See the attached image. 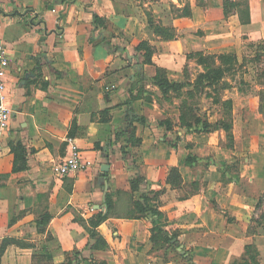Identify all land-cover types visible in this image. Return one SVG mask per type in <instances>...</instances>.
<instances>
[{
	"label": "crops",
	"instance_id": "1",
	"mask_svg": "<svg viewBox=\"0 0 264 264\" xmlns=\"http://www.w3.org/2000/svg\"><path fill=\"white\" fill-rule=\"evenodd\" d=\"M248 2L250 22L241 24L235 9L225 15L223 0H0V40L9 57L2 102L11 110L9 129L0 136V241L29 244L25 249L9 245L0 264H35L33 255H51L60 264L74 251L82 258L78 264H186L181 255L187 253L194 264H232L242 260L247 244L256 246L264 264L259 156L248 160L246 178L230 179V172L223 177L216 165L217 150L224 148L221 132L216 143L185 129L172 135L178 112L174 117L169 104L158 105L159 89L151 84H146L151 100L144 94L132 103L146 118L143 125L133 122L140 144H130L123 157V137L114 139L130 122L122 103L139 76L152 77L159 67L171 81L182 82L185 68L190 73L191 66L198 67L190 53L237 54L246 43L264 40V0ZM166 3L177 9L187 5L189 15L172 14ZM95 14L104 24H94ZM149 16L174 27L177 36L163 40L153 34ZM144 39L154 50L152 64H142L135 50ZM162 120L170 129L160 125ZM68 138L86 166L58 176L53 167L67 158ZM18 140L28 150V168L13 172L8 144ZM189 154L199 158L192 165L186 163ZM103 164L109 165L104 182ZM172 167L180 185L167 180ZM137 174L144 180L132 191ZM140 192L161 211L164 229L177 234L175 254L151 241L149 218L130 216L138 214L134 202ZM99 212L107 217L96 231L107 247L92 249L87 220ZM42 221L43 231L37 227Z\"/></svg>",
	"mask_w": 264,
	"mask_h": 264
},
{
	"label": "trees",
	"instance_id": "2",
	"mask_svg": "<svg viewBox=\"0 0 264 264\" xmlns=\"http://www.w3.org/2000/svg\"><path fill=\"white\" fill-rule=\"evenodd\" d=\"M223 9L225 15L230 12V9H235L241 24H248L250 22L249 16V2L248 0H223ZM179 13L178 16H187L189 15V8L185 5L182 9H177ZM94 24L97 26L99 23L104 24V20L101 19L98 15L93 16ZM149 26L152 29L153 34L159 36L163 40H171L177 36L175 28L172 26H165L159 22H156L152 16L148 17ZM106 36V35H105ZM113 36L112 34L108 35ZM94 38L90 37V42H93ZM249 46H255L259 49L256 51L252 58L248 60L251 62L253 66H255L256 71L255 75L260 80L263 78V81H260L261 86L264 88V40L256 42H248ZM118 48L115 47V50ZM135 50L141 54L142 56V64H152V55H153V47L150 45L149 41L144 39L140 41ZM188 58H193L196 61V64L199 65L202 70L199 71L193 80L187 79L182 82H174L168 79L166 72L163 68L156 67L155 74L152 77H143L139 76L130 86L129 88V97L122 103V105L127 106L128 115L127 120H129V124L115 131L114 139L115 141H119L121 137H123V144L121 145V153L123 157L128 153L127 147L130 146H138L141 142V139L136 137V129L133 125V122H138L139 124H144L146 118L143 115H137L132 108V103L140 99L142 95L146 94L145 99L148 101L151 100L152 92L146 89V84H151L156 86L159 91L167 96L170 93H176L178 95H187V97H192L194 92L204 94L206 98H209L213 101V103H220L226 110V115L231 114L232 100L230 98L222 99L221 92L226 90L227 81H225V77L236 72L237 66H242L243 63H238V56L235 53H225V54H204L202 52L190 53ZM187 72V68H185V73ZM261 95V105L259 106L260 112L264 116V92L259 91ZM184 104V101H183ZM190 111V109H189ZM186 110H181L179 121L180 126L185 128L186 133H209L215 129H224L226 132L227 139L230 141L232 139V134L230 132L229 123H224L220 121H215L214 123L209 122L207 119H202L198 115L191 114L188 118L186 117ZM160 125L166 126V129H170V125L168 120H162ZM9 149L11 153H13L14 161H13V172L24 171L28 168L27 164V154L28 150L25 145L21 141L17 142H9ZM175 147V145H171ZM199 158L195 155H188L186 157V163L189 165L193 164V161H197ZM222 173V176L226 175L229 177L228 167L224 165H220L218 167ZM6 177V175H3ZM235 176L231 175V178ZM144 178L141 175H138L130 181L131 190L139 191V186ZM168 182L172 185H180L181 177L176 167H172L169 170ZM149 196L145 192H140L139 199L134 202L135 209L138 211V214H131L130 216L135 218L146 217L149 218L153 226L151 228V241L156 245H167L168 248L172 250H176L177 248V234L174 231H169L164 229L161 225L162 213L157 207H151L149 205ZM107 205L110 208L111 201L107 197L106 199ZM107 215L102 212L97 213L93 217L89 218L87 221L88 225L86 229L88 231L89 237L94 240L92 245V249H103L107 247V243L103 237H101L96 228L101 224ZM46 226V222L42 221L37 224L39 230L43 231ZM22 241L13 239V238H4L0 241L1 247L3 249L4 246L10 243L21 244ZM185 254V253H184ZM80 254L77 251L72 253V256L67 254L65 260L60 264H78L81 262L82 258L79 257ZM182 258L187 259L189 264L192 263V256L190 253H187V257L181 255ZM32 260L35 261V264H54L51 255H33ZM91 264H106L105 262H96L91 260ZM232 264H259L258 261V251L254 244L245 245V256L241 261L233 262Z\"/></svg>",
	"mask_w": 264,
	"mask_h": 264
},
{
	"label": "rangeland",
	"instance_id": "3",
	"mask_svg": "<svg viewBox=\"0 0 264 264\" xmlns=\"http://www.w3.org/2000/svg\"><path fill=\"white\" fill-rule=\"evenodd\" d=\"M166 4L169 5L172 14L179 13L174 4ZM258 42L259 41H256V43ZM256 51H259L257 47L249 46L248 43H246L237 53L239 57L238 63L244 62V64L242 66H237L236 72L225 77V81H227L226 90L222 91L220 95L222 99L230 98L232 100L230 115L225 114L226 110L220 103H213V101L206 98L204 94L194 92V95L189 98L187 95H178L176 93H170L164 96L160 91H157L156 93H158V95H154V99L158 105L163 106L166 105V103L169 104V111L174 117L177 115V112L179 117L181 110H186V112H188V114H186L187 118L191 114H194L212 123L217 120L221 123H229L230 132L232 134V139L230 141L227 139L226 132L222 128L215 129L209 133L197 134H205L211 141L216 143L221 132L224 139V148L223 150H217L219 153V162H216V165H224L228 167V171H230L232 175H244V178L250 174L251 170L248 168V160H250L253 155L256 157L259 156V162L264 163V116L260 112L259 107L258 109L256 108L258 105H261L262 101L259 91L264 92V88L260 83V81H263V78L261 80L260 78L257 79L255 75V66H253L251 62H248ZM201 70L202 68L199 65L198 67L191 66L189 71L194 75L190 76L187 70L185 73L186 77L183 81L187 79L193 80L196 74ZM144 97L146 96L144 95ZM175 125L176 128L172 127L170 131L174 136L178 130L185 129L180 126V121ZM228 150L236 152V154L232 155ZM200 166L207 170L203 164H200ZM250 230L249 228V231ZM9 245L19 249H25L29 246L27 242H21V244L10 243L4 246L3 249H0V258ZM172 251L175 254L176 250ZM34 263L36 262L34 261ZM185 263L189 264L188 261Z\"/></svg>",
	"mask_w": 264,
	"mask_h": 264
},
{
	"label": "built area",
	"instance_id": "4",
	"mask_svg": "<svg viewBox=\"0 0 264 264\" xmlns=\"http://www.w3.org/2000/svg\"><path fill=\"white\" fill-rule=\"evenodd\" d=\"M56 12V9L52 10ZM9 66V57L4 43L0 40V136L9 129L11 110L3 105L4 93L7 92L6 71ZM68 156L63 163L53 167V171L58 176H65L76 173L85 168V161L79 147L73 139L68 138Z\"/></svg>",
	"mask_w": 264,
	"mask_h": 264
},
{
	"label": "water",
	"instance_id": "5",
	"mask_svg": "<svg viewBox=\"0 0 264 264\" xmlns=\"http://www.w3.org/2000/svg\"><path fill=\"white\" fill-rule=\"evenodd\" d=\"M27 77V76H26ZM105 151H107L106 148H104ZM109 170V165L108 164H103L101 166V177H100V180L104 182V175L108 172ZM181 250V247L178 248V251Z\"/></svg>",
	"mask_w": 264,
	"mask_h": 264
}]
</instances>
